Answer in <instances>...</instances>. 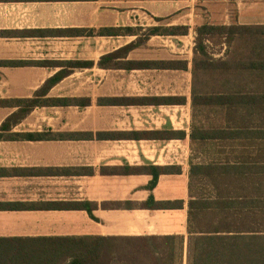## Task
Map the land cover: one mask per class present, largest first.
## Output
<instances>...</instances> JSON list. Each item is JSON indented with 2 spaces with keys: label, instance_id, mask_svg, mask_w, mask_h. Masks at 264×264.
<instances>
[{
  "label": "crops",
  "instance_id": "1",
  "mask_svg": "<svg viewBox=\"0 0 264 264\" xmlns=\"http://www.w3.org/2000/svg\"><path fill=\"white\" fill-rule=\"evenodd\" d=\"M203 24L264 25V0H0V264L83 236L120 264H186L188 202L215 199L190 193V165L264 156L250 107L238 127L207 103L224 77L194 73ZM218 39L202 44L224 59ZM219 194L250 209L248 186Z\"/></svg>",
  "mask_w": 264,
  "mask_h": 264
},
{
  "label": "trees",
  "instance_id": "2",
  "mask_svg": "<svg viewBox=\"0 0 264 264\" xmlns=\"http://www.w3.org/2000/svg\"><path fill=\"white\" fill-rule=\"evenodd\" d=\"M250 29V33L246 30ZM196 51L198 64L194 63V73L202 75H221L224 79L215 84H206L208 90L220 92V96H208L207 103H221L234 107L233 117L237 126H243L249 114L242 109L250 107V140L264 141V25H206L196 28ZM237 35L245 42V55L229 59H214L206 52L203 38L211 39L223 36L229 45ZM250 37V39H247ZM226 49V54H227ZM104 56L98 61L103 64ZM76 64H80L75 62ZM159 67L171 64H159ZM230 76L242 81H230ZM47 82L43 87L52 83ZM214 92V93H216ZM23 101V99L19 100ZM211 101V102H209ZM49 136V131H47ZM228 135V134H227ZM231 134L229 137H233ZM29 138L40 137L27 135ZM202 137V136H201ZM264 144V143H263ZM264 153V147L259 148ZM256 154L249 162L210 161L204 164L190 165L189 189H201L197 196H203V190L215 194V199H190L187 209V258L186 264H264V156ZM143 170L151 174L147 184L151 189L161 167L144 166ZM250 188V209L244 200H231L230 195H220L225 189ZM74 206L87 209L86 202L73 203ZM148 207L160 206L153 197L145 201ZM111 240L112 238H108ZM63 243L55 248L44 249L45 257L33 258L31 264H120L117 246L113 241L106 244L88 242L86 236L61 239ZM64 241H67L64 242ZM105 248V250H104ZM152 264H163L161 257Z\"/></svg>",
  "mask_w": 264,
  "mask_h": 264
},
{
  "label": "rangeland",
  "instance_id": "3",
  "mask_svg": "<svg viewBox=\"0 0 264 264\" xmlns=\"http://www.w3.org/2000/svg\"><path fill=\"white\" fill-rule=\"evenodd\" d=\"M217 40V41H216ZM211 45H209V50L211 52L214 53H218L219 51V39L216 37H212L211 39H209ZM248 42L243 41L242 39L238 38L231 43V45H229L228 50H227V54H225L224 57V52H223V57L224 59L226 58L227 60L229 59V61H233L232 59L236 56V57H240V56H244L245 55V49H244V44L247 45ZM224 50V49H223ZM216 51V52H215ZM244 54V55H243ZM246 80H248L249 78H245Z\"/></svg>",
  "mask_w": 264,
  "mask_h": 264
}]
</instances>
